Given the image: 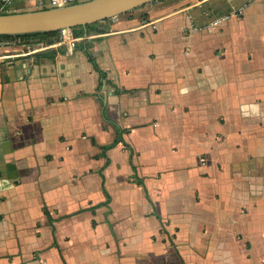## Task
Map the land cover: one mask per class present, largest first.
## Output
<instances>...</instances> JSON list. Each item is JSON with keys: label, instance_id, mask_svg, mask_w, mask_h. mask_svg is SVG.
I'll return each instance as SVG.
<instances>
[{"label": "crops", "instance_id": "1", "mask_svg": "<svg viewBox=\"0 0 264 264\" xmlns=\"http://www.w3.org/2000/svg\"><path fill=\"white\" fill-rule=\"evenodd\" d=\"M245 2L155 0L74 54L0 60V264H264V0Z\"/></svg>", "mask_w": 264, "mask_h": 264}, {"label": "water", "instance_id": "2", "mask_svg": "<svg viewBox=\"0 0 264 264\" xmlns=\"http://www.w3.org/2000/svg\"><path fill=\"white\" fill-rule=\"evenodd\" d=\"M155 0H87L46 9L0 14V36H17L85 27L117 17Z\"/></svg>", "mask_w": 264, "mask_h": 264}, {"label": "built area", "instance_id": "3", "mask_svg": "<svg viewBox=\"0 0 264 264\" xmlns=\"http://www.w3.org/2000/svg\"><path fill=\"white\" fill-rule=\"evenodd\" d=\"M26 1H33L36 5L40 8H54V7H62L68 6L80 2H84L87 0H26ZM232 0H227V2H231ZM255 0H247L244 4L248 2H253ZM13 0H0V12H6L10 10ZM241 7L231 6L230 10L224 14L215 15L210 19L206 24H204L199 30H205L210 33H214L218 30V28L225 23L226 21L232 18H239L242 15V11L245 5ZM117 17H114V19ZM84 37H77L74 34V30L71 27L61 28L58 30V43L63 45L66 51L69 54H74L75 50L77 49V45L81 40H84ZM42 43L30 47L27 46L26 43L21 41L19 38L15 37H4L0 36V60H4L9 57L10 50L13 48L24 47L22 51L31 50L32 52H36L39 49L43 48Z\"/></svg>", "mask_w": 264, "mask_h": 264}, {"label": "trees", "instance_id": "4", "mask_svg": "<svg viewBox=\"0 0 264 264\" xmlns=\"http://www.w3.org/2000/svg\"><path fill=\"white\" fill-rule=\"evenodd\" d=\"M43 8H41V9H43ZM44 9H46V8H44ZM132 11L133 10H131L125 14H122V15L130 14ZM4 13H8V12H0V14H4ZM98 23L99 22L91 24V25H87L85 27H77V28L74 27L73 30H74V34H75L76 38L77 37H83L85 35V32H87L89 29H93V27ZM4 37H10V36H4ZM11 37L19 38L24 43L26 42V43H29L33 46L38 45L40 43H43L44 45H46V44H51L58 39V31L45 32L44 34L43 33L24 34V35H17V36H11ZM87 57L93 63L94 67L97 69L96 65L93 62V58L89 52H87ZM120 139L121 138L118 137V140H120Z\"/></svg>", "mask_w": 264, "mask_h": 264}, {"label": "rangeland", "instance_id": "5", "mask_svg": "<svg viewBox=\"0 0 264 264\" xmlns=\"http://www.w3.org/2000/svg\"><path fill=\"white\" fill-rule=\"evenodd\" d=\"M36 9V8H35ZM38 9V8H37Z\"/></svg>", "mask_w": 264, "mask_h": 264}]
</instances>
